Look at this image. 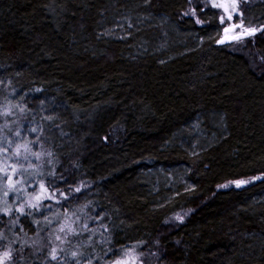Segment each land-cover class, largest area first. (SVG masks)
Listing matches in <instances>:
<instances>
[{
	"label": "trees",
	"instance_id": "obj_1",
	"mask_svg": "<svg viewBox=\"0 0 264 264\" xmlns=\"http://www.w3.org/2000/svg\"><path fill=\"white\" fill-rule=\"evenodd\" d=\"M136 5L138 13L194 33L197 45L159 50L168 26L150 19L131 35L129 27H114L120 13ZM187 5L188 0H0V105L27 103L32 111L17 113L26 127L40 122L42 107L55 108L63 121L56 122L67 133L44 121L46 145L54 140L58 157L54 184L60 192L53 188L59 200L43 201L51 212L36 211L49 216L52 228L61 222L53 214L65 210L104 216L111 244L96 249L98 264L111 257L109 246L119 252L122 245L146 241L141 248L150 253L158 238L164 264H264V78L246 58L216 42L221 27L214 10L196 26L182 17ZM245 14L247 24L255 17L253 24L264 25V1ZM165 169L184 175L187 185L180 193L167 195L173 190L144 183L151 172ZM253 176L260 178L218 189ZM81 182L84 187L73 193L71 186ZM61 192L70 194L67 202ZM189 207L195 211L186 224L165 226ZM6 219L0 228L15 241ZM23 223L26 231L36 228L30 217ZM31 252L26 247L24 254Z\"/></svg>",
	"mask_w": 264,
	"mask_h": 264
},
{
	"label": "snow or ice",
	"instance_id": "obj_2",
	"mask_svg": "<svg viewBox=\"0 0 264 264\" xmlns=\"http://www.w3.org/2000/svg\"><path fill=\"white\" fill-rule=\"evenodd\" d=\"M145 2L147 3L148 0ZM209 5L222 9L223 13L227 14L226 16L219 15L222 24L226 19L229 21L223 28V34H218L217 43L240 41L244 37L254 36L257 32H264V25H246L243 19L239 20L238 25L231 22L234 13L243 17L240 0H204L203 8H207ZM201 7L200 0H188V6L184 9L183 14L195 18L196 23L203 25L206 21L201 19L198 12ZM237 28L241 30L235 31ZM258 59L264 63V54H261ZM257 66L260 68L261 77L264 78V67ZM3 83L4 81H0V84ZM8 83L11 84V81ZM12 91L15 92V89ZM40 103L43 105L45 101L41 100ZM25 111H32L27 103L13 105L9 100L6 105H0V117L4 121L0 124V193H2L0 195V219L7 218L4 227L16 238L13 241L4 229L0 228V264H35L36 261H39L40 264H98L102 257L96 249L99 245L111 244V228L109 223L104 220V216L100 213L94 217L90 213L81 216L74 210H65L63 214H53L57 215L62 222L52 228L49 216L36 211L46 207L51 212V207L44 204L43 201L46 199L59 200L58 196L52 195L55 178L60 175L55 170L58 157L55 153L54 140L51 146L46 145L48 132L44 121L50 122L51 129L60 132L61 135H67V133L64 132L61 124L56 122L61 120V117L55 108L49 110L42 107L41 111L45 113L44 117L39 123L32 122L31 127H26L17 114ZM9 116L16 117V119H10ZM104 139L107 140L108 137L105 136ZM46 165H50L51 168H46ZM48 177L52 179L48 180ZM258 178L252 177L253 180ZM33 181H36L34 190L28 192L29 183ZM248 182L245 179L231 181L237 186ZM83 187V182L79 187L72 185V192L78 193ZM223 187H227V184ZM55 190L60 192L59 188H55ZM61 195L66 198L65 202H67L70 194L61 192ZM88 203L90 204L91 201ZM79 207L81 212H85L87 209L86 204ZM27 217L32 218L36 225L35 229L28 230L32 232L31 238H28V231L25 230L23 223V218ZM41 219L47 222L46 226H41ZM177 219L183 221L184 216L177 214ZM77 221L80 223L77 224ZM96 221H99V224L95 223ZM90 222H92V227H89ZM98 233L99 244L97 243ZM4 241L7 243L5 244ZM14 243H18L19 246L14 247ZM145 243L147 242L137 241L134 247L122 245L119 252L109 246L107 252L112 255L106 264H146V258L149 256L155 258L152 264H164L167 258L163 256L160 248L161 239L155 240L156 250L150 253L141 248V245ZM26 247L32 249L31 256L24 254Z\"/></svg>",
	"mask_w": 264,
	"mask_h": 264
},
{
	"label": "rangeland",
	"instance_id": "obj_3",
	"mask_svg": "<svg viewBox=\"0 0 264 264\" xmlns=\"http://www.w3.org/2000/svg\"><path fill=\"white\" fill-rule=\"evenodd\" d=\"M264 0H240V9L243 11V17H240L238 13H234L233 15V21L237 25L239 24L240 19H245L246 17V10L254 6L260 2H263ZM203 3L204 0H200L201 4V9H198V12L201 16V19H203V15L205 14L206 11L208 10H214L216 15H217V20L218 23L221 27V35L223 34V28L229 21H225V23H221L219 20V15H227L226 13H223L222 9H217L215 7H212L209 5L207 8H203ZM139 5H136V7H133V12H129L123 15V13H120V17L118 20L115 22L114 27H129V33H133L135 31H138L140 27H144L145 20L147 21L150 19L153 23L156 24H165L168 27H166L165 30V36H163L164 39V45L163 47H160L159 50H169V46L172 47L173 49H176L177 46L178 48L187 51L190 48L194 47L197 45L196 42V37L194 33L188 32L185 30H182L178 27H175L173 24L171 25L169 20L166 19H158L150 14H144V13H138ZM188 6V5H187ZM140 11V10H139ZM182 17L185 18V20H192L196 26H202L199 23L195 22V18L185 16L184 14ZM258 18L251 17L249 18V24H247L245 21L246 25L250 26H259L260 24H253L254 21H257ZM135 29V31H134ZM241 29L237 28L235 31H240ZM173 39H176V44H174L175 41ZM196 43V44H195ZM220 44V43H219ZM227 50H229L232 53H235L237 55H240L244 58L247 59V61L250 63L251 68L258 74L261 75L260 73V68L257 65H260L261 67H264V63L260 62L258 57L261 54H264V32H257L254 36H247L244 37L240 41H229L226 44H224ZM182 47V48H180ZM161 172V173H159ZM260 178V177H259ZM248 180L249 182L247 184H250L254 182L252 178L245 179ZM256 180V179H255ZM146 185H151V188L156 190V191H162L161 189L169 188L172 189L174 193H167V195H175L178 194L184 189V187L187 185L185 181L184 175L180 174V171L177 169H165L163 171H158V172H151L150 175H148L145 178ZM227 184V187H223V185ZM247 184L237 186L234 183L227 182L224 183L220 186H218V189L223 190V189H230V188H241ZM175 190V191H174ZM195 209L192 207L189 208H183L182 210L175 212L165 223V226L170 228V229H176L179 228L180 226L186 224L189 219L193 216ZM177 214L183 215L184 220L180 221L177 219ZM62 222V221H61ZM77 224L80 223V221L76 222ZM99 238V235H98ZM99 241V239H98ZM97 241V243H98ZM155 259V258H154ZM153 257L149 256L146 258V264H152V261L154 260Z\"/></svg>",
	"mask_w": 264,
	"mask_h": 264
},
{
	"label": "water",
	"instance_id": "obj_4",
	"mask_svg": "<svg viewBox=\"0 0 264 264\" xmlns=\"http://www.w3.org/2000/svg\"><path fill=\"white\" fill-rule=\"evenodd\" d=\"M227 42H229V41H226V42H224V43H221V44H226Z\"/></svg>",
	"mask_w": 264,
	"mask_h": 264
}]
</instances>
